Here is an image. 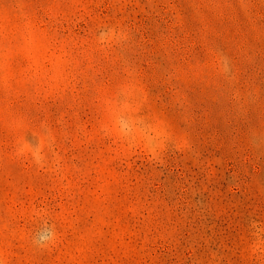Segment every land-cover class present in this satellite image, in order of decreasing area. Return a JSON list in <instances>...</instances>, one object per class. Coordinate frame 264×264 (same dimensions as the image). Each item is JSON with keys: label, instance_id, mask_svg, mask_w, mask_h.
<instances>
[{"label": "rangeland", "instance_id": "obj_1", "mask_svg": "<svg viewBox=\"0 0 264 264\" xmlns=\"http://www.w3.org/2000/svg\"><path fill=\"white\" fill-rule=\"evenodd\" d=\"M0 264H264V0H0Z\"/></svg>", "mask_w": 264, "mask_h": 264}, {"label": "clouds", "instance_id": "obj_2", "mask_svg": "<svg viewBox=\"0 0 264 264\" xmlns=\"http://www.w3.org/2000/svg\"><path fill=\"white\" fill-rule=\"evenodd\" d=\"M49 235H54V233H50ZM41 239H44V237H41Z\"/></svg>", "mask_w": 264, "mask_h": 264}]
</instances>
